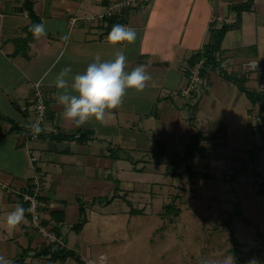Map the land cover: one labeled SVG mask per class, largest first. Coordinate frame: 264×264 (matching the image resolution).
<instances>
[{
    "label": "crops",
    "instance_id": "0c3cea01",
    "mask_svg": "<svg viewBox=\"0 0 264 264\" xmlns=\"http://www.w3.org/2000/svg\"><path fill=\"white\" fill-rule=\"evenodd\" d=\"M30 1L35 23L44 22L47 29L40 39L26 31L31 19L25 10L18 11V0H0V256L10 264H59L39 253L46 246H63L83 260L90 258L94 245L84 226L92 217L112 214L114 203H122L118 210L124 213V180L144 175L147 166L164 167V156L172 161L199 125L206 136L201 146L206 141L218 146V140L221 146H257L255 121L246 118L253 116L247 112L248 100L216 70L207 69L188 96L179 91L187 78L186 59L209 42L211 26L217 29L226 21L234 25L220 41L222 55L254 45L256 55L250 60L264 64V0H251L237 16L228 8L245 0H143L125 8L128 13L121 23L136 30L135 42L115 45L105 39L108 17L102 15L113 0ZM121 50L127 57L126 71L144 65L150 73L144 90L127 89L122 104L106 114L104 123L92 119L76 127L65 120L56 98L57 74L71 66V82V76L82 73L96 56L108 61ZM233 60L242 59L227 57L220 66L229 72ZM33 82L42 89L45 121L43 131L26 138L23 132L33 120ZM122 146H142L136 150L154 154L141 158L136 170L124 164ZM30 154L36 156L34 169ZM34 173L40 180L37 198L45 203L40 221L54 231V243L46 242L30 224L21 198ZM18 203L26 219L10 231L5 218ZM80 218L84 223L75 231ZM62 263L75 260L66 257Z\"/></svg>",
    "mask_w": 264,
    "mask_h": 264
},
{
    "label": "rangeland",
    "instance_id": "374dc122",
    "mask_svg": "<svg viewBox=\"0 0 264 264\" xmlns=\"http://www.w3.org/2000/svg\"><path fill=\"white\" fill-rule=\"evenodd\" d=\"M228 10L234 11L230 6ZM223 25L234 24L226 21ZM232 62L228 67L232 72L250 70L244 73L248 76L245 85L264 88V68H248L245 59ZM246 118L250 123L255 121L254 116ZM259 127L256 135L251 134L257 138V146H221L219 140L218 146H213L212 141H206L204 149L191 159L182 160L178 156L180 150L172 161L164 156V167L147 166L144 175L135 176L131 182L124 180V213L118 210L122 203H114L112 214L104 212L101 219L92 217L83 228L94 245L91 257L82 259L83 264H261L264 126ZM127 137L126 133L124 139ZM130 147L133 148L122 146V154L138 161V165L143 162L141 158L150 159L154 154L147 150L138 152L136 149L142 146ZM125 162L129 164L128 160ZM235 169L238 171L234 173ZM253 179L262 180L261 191ZM235 201L240 203L241 214L224 224ZM165 204H173L178 210L172 221L164 211ZM132 209L141 213L133 214Z\"/></svg>",
    "mask_w": 264,
    "mask_h": 264
},
{
    "label": "clouds",
    "instance_id": "9594fccd",
    "mask_svg": "<svg viewBox=\"0 0 264 264\" xmlns=\"http://www.w3.org/2000/svg\"><path fill=\"white\" fill-rule=\"evenodd\" d=\"M29 31L34 39L47 35L44 22L31 24ZM105 39L111 45L124 42L132 44L136 40V30L131 26L114 24ZM126 61L127 57L122 50L117 51L115 58L108 61L102 62L101 57L96 56L82 73L71 76V82L67 79L72 73L71 66L63 68L54 81L62 117L72 121L76 127L84 126L92 119L104 123L106 114L122 104L127 89L143 91L151 80L150 73L144 65L126 71ZM40 124V120L30 123L33 135L43 131ZM25 219V209L18 203L7 214L5 225L8 230L13 231ZM0 264H10V261L0 256Z\"/></svg>",
    "mask_w": 264,
    "mask_h": 264
},
{
    "label": "trees",
    "instance_id": "16d2710c",
    "mask_svg": "<svg viewBox=\"0 0 264 264\" xmlns=\"http://www.w3.org/2000/svg\"><path fill=\"white\" fill-rule=\"evenodd\" d=\"M20 5L18 7V11H26L27 16L31 19L30 23L26 26V31L28 33H31L29 31V26L36 21V17L33 13L32 10V2L30 0H18ZM143 1V0H141ZM251 3V0H245L243 2L235 3L232 4L230 7L234 10L236 13V16L239 15V12L248 9L249 5ZM127 8V7H125ZM122 11L121 14L119 15H113L112 17L105 18L106 23H105V31L108 33L112 26L114 24H121L123 21H125V17L128 13V10L125 9ZM237 19V18H236ZM238 20V19H237ZM236 20V23H237ZM228 26L222 25L219 28H210V40L207 44H205L200 50L195 51L193 54H191L187 59H186V69L184 71L185 76L188 77V68L194 66L198 61L201 62V66L198 69V74L199 76H202L207 69L209 70H216V72L223 78L224 80L233 83L237 90L241 93L244 94L246 99L249 102V107L247 109L248 114H252L255 118V124L254 127L259 130L260 122H263L262 125H264V88H250L245 85V83L248 80V76L245 73V71L249 72L250 70H245L242 72H232V71H226V69L222 68L220 66V63L225 60V58L230 57V58H239L240 59H245V60H250L251 58L255 57V46L254 45H249L245 46L243 48H239L231 52L229 55L225 56L222 55L224 52L220 50V41L227 30ZM222 51V52H221ZM222 55V56H221ZM262 62H256V66L260 68H264V64H261ZM255 66V67H256ZM255 107V111L252 112V110ZM193 111V110H191ZM252 116V117H253ZM257 119V121H256ZM188 120L189 122H192L193 124V113L190 112L188 114ZM264 130V128H263ZM261 133L264 134V131L261 130ZM206 136L202 134L201 131L198 129H195L193 133L190 135L189 140L187 143L184 144L181 150V154L178 155L180 158H192L197 155V152L200 150L204 149V146L200 145V141L205 140ZM116 151V150H115ZM114 152V155H117V153ZM115 157V156H114ZM124 159L128 160L130 165L135 167V164L138 162L135 159L124 157ZM136 170L139 168L135 167ZM238 169L234 170V173L237 172ZM201 176L205 177V174H200ZM257 177V176H256ZM258 179V178H257ZM254 182L257 183V189L261 191L263 182L260 180L257 182L256 180L253 179ZM164 211L166 213L167 218L169 221H172L173 217L175 218L177 215V208L173 204H165L164 206ZM130 212H134L133 214H138L141 213V211L132 209ZM241 214V209H240V203L239 201H235L233 203V208L229 212L226 213L224 217V224H228L232 221L234 217L240 216ZM84 223V219L80 218L74 225H73V230L78 231L82 224ZM234 252V249H233ZM40 254L47 255L49 254V259L52 261H58L59 264H63L62 261L66 257H73L75 260V264H83L82 259L78 256L75 255L74 252L66 247L59 246L55 247L52 249L50 246H46L45 248H42L39 252ZM49 260V261H50ZM236 261H239L236 259ZM261 264H264V257L260 260Z\"/></svg>",
    "mask_w": 264,
    "mask_h": 264
},
{
    "label": "built area",
    "instance_id": "2783aa9c",
    "mask_svg": "<svg viewBox=\"0 0 264 264\" xmlns=\"http://www.w3.org/2000/svg\"><path fill=\"white\" fill-rule=\"evenodd\" d=\"M141 0H113L105 6L104 12L102 15L105 17H111L113 15H118L122 9L129 6H134L136 3H139ZM201 60L198 61L194 66L188 68V77L184 83V87L179 91L180 96L185 97L188 96L189 93L195 90L196 86L200 84L201 78L198 74V69L201 66ZM246 65L254 69L256 66V62L253 60H249L246 62ZM31 94L33 101V120L35 122L37 120L41 121L42 124L45 121V112L46 107L44 103V96L42 93V89L37 82H33L31 86ZM31 122V123H32ZM24 135L26 138H35L37 135H33L30 127L25 130ZM28 160L32 169L35 168L34 162L36 161L35 155H28ZM30 187L25 192L21 194V198L24 202H26V210L29 213V222L32 226H34L38 232V234L48 243H54L57 241L54 231L50 229L49 226L43 224L40 221V215L42 209H44L45 203L38 200L37 195L39 193L40 180L37 174H33L30 179Z\"/></svg>",
    "mask_w": 264,
    "mask_h": 264
}]
</instances>
